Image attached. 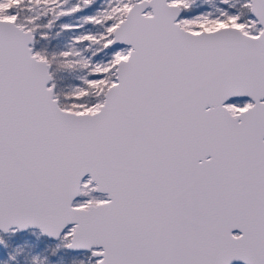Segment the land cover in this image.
Wrapping results in <instances>:
<instances>
[{
  "label": "snow or ice",
  "instance_id": "snow-or-ice-1",
  "mask_svg": "<svg viewBox=\"0 0 264 264\" xmlns=\"http://www.w3.org/2000/svg\"><path fill=\"white\" fill-rule=\"evenodd\" d=\"M0 264H264V0H0Z\"/></svg>",
  "mask_w": 264,
  "mask_h": 264
}]
</instances>
